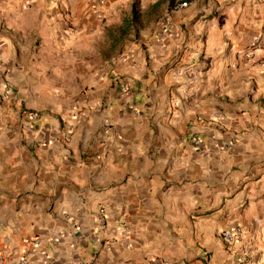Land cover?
Here are the masks:
<instances>
[{
  "label": "crops",
  "instance_id": "0c3cea01",
  "mask_svg": "<svg viewBox=\"0 0 264 264\" xmlns=\"http://www.w3.org/2000/svg\"><path fill=\"white\" fill-rule=\"evenodd\" d=\"M104 1L0 0V264H264V0Z\"/></svg>",
  "mask_w": 264,
  "mask_h": 264
},
{
  "label": "built area",
  "instance_id": "2783aa9c",
  "mask_svg": "<svg viewBox=\"0 0 264 264\" xmlns=\"http://www.w3.org/2000/svg\"><path fill=\"white\" fill-rule=\"evenodd\" d=\"M103 1L102 0H97V7H99V5L102 3ZM187 5V2L185 1H181L179 3H176L175 5H173V9H177L179 7H184ZM95 14L99 15V10H96L95 11ZM165 29H170L171 28V23L168 22V21H165L164 22V27ZM162 35V33L159 35V37ZM263 37L258 34L254 39H253V42H252V47L251 49H249V51L247 52V55L248 56H252L253 55V50L256 49V48H260V46L262 45L263 43ZM120 91L122 94H127L128 92V89L125 85L121 86L120 87ZM38 112L36 111H30L28 112V117L30 119H37L38 118ZM199 144V140L198 139H195L194 141V145H198ZM100 215L102 216V219H104V210L101 209L100 211ZM243 227H241L240 225H237V226H234V227H228V228H225L223 229L221 232H220V237H221V240L223 241V243H225L226 245H233L234 243H236L237 241H239L243 235Z\"/></svg>",
  "mask_w": 264,
  "mask_h": 264
},
{
  "label": "rangeland",
  "instance_id": "374dc122",
  "mask_svg": "<svg viewBox=\"0 0 264 264\" xmlns=\"http://www.w3.org/2000/svg\"><path fill=\"white\" fill-rule=\"evenodd\" d=\"M102 1L103 2L99 5V7L101 8L105 4V1L104 0ZM113 1L114 2L112 6L115 7L116 10H121V12L125 14L124 16L129 15V9H130L129 2L130 1L133 3L135 2L134 5L136 8V12H138L140 15V20L137 22V26L142 31L148 28L150 21L154 19L155 15H159L158 17H160V11H162L164 8V5L161 4L164 0H160L158 6H156L155 8H151L150 6L151 3H153V1L155 0H113ZM91 2L93 3V5L97 6V0H91ZM98 19H100L102 22L104 21L101 12L99 13Z\"/></svg>",
  "mask_w": 264,
  "mask_h": 264
},
{
  "label": "trees",
  "instance_id": "16d2710c",
  "mask_svg": "<svg viewBox=\"0 0 264 264\" xmlns=\"http://www.w3.org/2000/svg\"><path fill=\"white\" fill-rule=\"evenodd\" d=\"M132 17H133V19L136 18V10H135L134 5H133V7H132Z\"/></svg>",
  "mask_w": 264,
  "mask_h": 264
}]
</instances>
